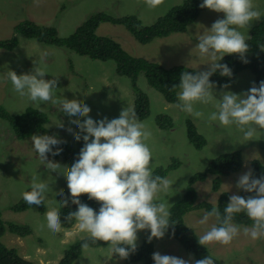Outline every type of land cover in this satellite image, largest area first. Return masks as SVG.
<instances>
[{"label":"rangeland","instance_id":"374dc122","mask_svg":"<svg viewBox=\"0 0 264 264\" xmlns=\"http://www.w3.org/2000/svg\"><path fill=\"white\" fill-rule=\"evenodd\" d=\"M183 2L184 0H164L161 6L149 9L144 0H0V41L11 39L15 35V27L25 21H32L44 27H54L58 30L60 37H68L99 12H105L114 17L136 16L144 25L150 26L164 16L172 6L181 5ZM253 2L261 12L264 11V0H253ZM220 18H224L223 13L209 9L203 10L186 33H174L149 44L139 43L128 30L120 25L104 23L97 29L99 35L115 39L126 52L133 56H142L165 68L183 65L197 72H203L210 69L208 64L210 60L208 57L199 56L195 48L199 42L197 36L203 34L206 28H210L213 22ZM257 22L258 20L253 21L250 27L240 31L247 37L250 28ZM44 53L47 55L41 66L48 73L45 79L57 80L56 98L77 99L86 103L91 109V117L97 121L105 117L118 118L125 107L133 109L135 95L130 88L131 81L123 76H113V62L92 60L62 47L39 44L22 35L18 36V45L14 50L0 49V106L11 113H20L29 107L39 109L47 115L50 129L60 134L72 146L78 144L74 135L67 131L69 127L79 131L76 125L69 122L75 117H68L61 112L59 105L51 102L38 104L30 101L26 96L21 97L13 90L10 80L5 78L8 70H13L18 75L30 73L36 64L40 63ZM232 55L240 57L238 54ZM248 58L249 55L246 53V59ZM253 82L252 73L242 71L227 89L223 86H215L214 95L220 99V93L224 91L242 94L252 87ZM137 84L150 100V115L141 122L145 123L152 133L147 142L152 153V169L160 165H171L176 160L180 163L179 167L172 169L166 177L171 181L169 192L160 194L159 197L169 203V209L184 195L188 178L193 173L204 170L213 158L224 152L242 147L248 148L255 140L257 143L264 144V131L258 130L255 140L247 142L243 141L242 133L234 125L225 128L219 126L218 122L209 123L208 115L216 111L217 101L214 100L208 105L199 103L194 105L196 110L204 113V118L191 117L199 132L208 141L203 150H196L186 136L184 120L188 114L180 111L176 103H168L158 91L151 88L143 74L138 77ZM164 113L171 115L174 119L175 126L171 130H160L155 124V117ZM61 122L64 124L63 128L58 126ZM11 129L6 121L0 120V213L4 220L30 226L32 232L26 237L6 233L2 241L16 247L22 257L34 264H58L69 245L87 236L80 233L74 226L70 229L63 228V231L55 234L46 227L45 212L49 208L60 206L56 195L61 189L68 190L66 178L46 167L34 150L31 139H18ZM254 146L256 148V145ZM254 152L252 148L242 151L245 160L243 169L226 177L218 191L212 190V178L195 184L196 202H215L222 193H228L230 196L240 195V190L235 185L238 177L250 169L251 160L261 159L264 165V152L253 154ZM47 157L49 161L62 166L72 164L64 162L63 158H54L49 153ZM21 168H29L26 171L31 174V177L22 179L23 170L19 171ZM33 177L48 185L44 194V204L29 205L27 210L21 212L12 211L10 207L23 199L22 193L31 191ZM204 213L203 209H195L185 217L186 224L193 228L197 235L203 234L213 223H216L212 218L207 224H199L198 221L202 219ZM41 224L45 225L43 229L40 228ZM137 235V246H139L143 241L145 230L139 231ZM154 242V252L186 260L192 257L176 249L178 241L167 234L161 239L154 238ZM208 248L222 264H264V239L251 240L245 237L242 231L231 244L225 246L213 243ZM73 264L127 263L125 259H120L118 256L108 258L107 247H98L90 248L87 252L83 251Z\"/></svg>","mask_w":264,"mask_h":264},{"label":"clouds","instance_id":"9594fccd","mask_svg":"<svg viewBox=\"0 0 264 264\" xmlns=\"http://www.w3.org/2000/svg\"><path fill=\"white\" fill-rule=\"evenodd\" d=\"M144 3L149 9H155L164 0H144ZM200 7L223 13L224 18L217 19L203 34L197 36L199 42L195 48L200 57L209 58L210 69L196 74L184 71L180 75L179 85H173L170 89L176 94V107L193 118L202 119L204 113L196 110L194 105H208L215 100L216 111L208 115L207 121L218 122L219 126L225 128L234 125L242 133L243 141L255 140L258 130L264 131V81L259 86L254 81L252 87L242 94L221 92V98L217 99L213 91L215 85L210 82V77L216 72L221 76H232L228 65L220 63L226 55L238 54L244 63H248L246 53L249 45L240 30L259 20L262 12L253 0H203ZM258 47L264 51V44ZM46 55L42 54L40 63L30 73L18 75L8 70L5 78L10 80L13 90L21 97L26 96L38 104L51 102L59 105L61 112L68 117H75L69 122L76 125L79 131L71 127L67 131L77 141L82 139L84 145L71 166L48 160V153L56 156L63 151L60 147L54 150V146L65 142L56 135L33 134V148L48 169L66 178L72 203L78 207L69 212L65 219L69 223L74 221V227L86 234L87 240L81 244V249L85 252L90 250L88 241L91 244L105 242L108 258L115 255L127 259L137 250L139 231L150 232L147 237L150 243L154 238H163L174 224L170 221L169 203L159 198L160 194L169 192L171 181L154 175L151 167L152 153L147 142L152 133L128 107L121 111L118 118L105 117L97 121L91 117V109L86 103L77 99L56 98L57 80L45 79L48 73L41 66ZM223 87L227 89L229 85ZM58 126L63 128L64 124L61 122ZM46 128L56 133L48 127V123ZM257 144L256 140L250 143V146L256 145L255 152H259ZM30 187L31 191L22 193L26 204H44L48 185L33 177ZM235 187L253 195H231L223 214L216 205L206 211L198 223L207 224L212 218H215L216 223L203 234L197 235L199 245L205 248L213 243L227 246L241 231L251 240L264 239V175L256 178L249 169L238 177ZM85 194L100 204L98 212L81 202L80 197ZM59 195L63 196V189ZM67 205L68 198L65 197L58 208H49L45 212L46 227L54 234L63 231L60 209ZM238 213L246 214L252 221L251 226L242 227L234 223ZM44 227V224L40 225L41 229ZM152 259L155 264H215L210 255L198 260L194 257L186 260L154 252Z\"/></svg>","mask_w":264,"mask_h":264},{"label":"trees","instance_id":"16d2710c","mask_svg":"<svg viewBox=\"0 0 264 264\" xmlns=\"http://www.w3.org/2000/svg\"><path fill=\"white\" fill-rule=\"evenodd\" d=\"M202 2L203 0H184L183 4L172 6L164 16L160 17L150 26L144 25L136 16L114 17L105 12H99L68 37H60L58 30L54 27H44L32 21H25L15 27V35L11 39L0 41V49L14 50L18 45V36L22 35L35 40L39 44L62 47L69 52H74L77 55L88 57L92 60L113 62V76H123L131 81L130 88L135 95L132 111L138 120L142 121L150 115V100L137 84L138 77L141 74L144 75L147 84L158 91L168 103L177 104L176 94L170 91V89L173 85H179L180 75L184 71H188L191 74H196L197 71L183 65L165 68L163 65L148 61L142 56H133L126 52L115 39L99 35L98 26L104 23L120 25L128 30L139 43L149 44L156 39L165 38L174 33H186L188 28L197 20L201 11L206 10V8L202 9L200 7ZM246 38V42L249 45V51L247 52L249 55L247 59L248 63H244L236 55H226L220 63L228 65L232 71V76L226 77L221 76L219 72L214 73L210 77V82L215 86L232 85L236 81L238 74L242 71L252 73L256 86H259V83L264 81V51H261L258 47L259 44H264V11L258 22L250 28L249 35ZM176 91H179V89ZM0 120L6 121L11 126L13 133L18 139H31L33 134L56 135L65 142L54 146V150L55 147H60L63 151L56 156H53L51 153L49 154L55 158H63L64 162L73 163L84 145V141L81 139L78 141V146H72L70 142L47 129V115L36 108L29 107L23 112L11 113L6 108L0 106ZM184 121L188 142L196 150H203L208 144L206 137L199 132L191 116H185ZM155 124L158 129L163 131L171 130L175 126L173 117L165 113L158 114L155 117ZM249 148L255 149V146L242 147L237 150L221 153L209 161L204 170L195 172L188 178L184 195L170 209V221L174 222V224L166 232L167 235L172 236L178 241L176 249H179L183 254H189L197 260L210 255L215 260V264H222L211 253L208 247L205 248L199 245L197 233L186 224L185 217L195 209H203L205 212L210 211L213 205H216L221 214H223L224 208L229 202L230 195L228 193H222L215 202L202 201L197 203V192L194 186L197 183H202L212 178V190L218 191L226 177L236 174L243 169L245 160L242 151ZM257 150L263 154L264 144H257ZM260 160L253 159L250 162V169L256 178L264 175V165ZM179 165L180 163L177 160L171 165H160L153 170V174L167 177L169 172L172 169H177ZM26 169L29 168L19 169V171L23 170L22 179L31 177V174ZM59 193L60 191L56 195L59 202L65 197L68 198V205L60 209V216L63 228L70 229L74 226L75 222L69 223L65 217L69 212L75 211L78 206L72 203L69 190H63V196L59 195ZM240 195L246 197L253 194L240 190ZM80 200L97 212L99 211L100 204L95 200H90L86 194L82 195ZM28 208L29 205L23 199L10 207L15 212H21ZM234 223L241 226H251L252 221L248 219L246 214L238 213L234 217ZM31 232L30 226L4 220L0 213V264H34L32 261L22 257L16 247L9 246L2 241L6 233L26 237ZM148 235H150V232L145 230L141 245L137 246V250L125 259L127 264L136 262L155 264L152 259L155 242L153 239L149 243L147 239ZM86 240L87 237L69 245L58 264H73L81 256L83 252L81 244ZM88 242L90 243V248L107 247L105 242H97L96 244H91V241ZM114 257L117 256L114 255Z\"/></svg>","mask_w":264,"mask_h":264}]
</instances>
